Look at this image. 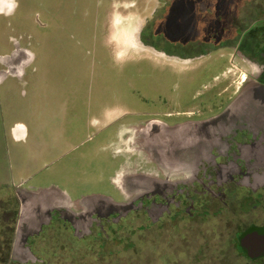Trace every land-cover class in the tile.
I'll list each match as a JSON object with an SVG mask.
<instances>
[{
	"label": "flooded vegetation",
	"instance_id": "obj_1",
	"mask_svg": "<svg viewBox=\"0 0 264 264\" xmlns=\"http://www.w3.org/2000/svg\"><path fill=\"white\" fill-rule=\"evenodd\" d=\"M8 2L10 0H2L0 8ZM190 2L200 8L198 22L194 25L195 36L191 38L185 30L182 39H177L170 35L175 33L174 29H161L163 22H171L170 27L173 26L174 10L170 9L173 2L169 0L166 13L157 16L153 24L140 34L141 58L147 61L149 57L144 54L150 55L154 70L152 56L179 62L205 61L217 49L231 48L249 67L243 75V87L264 86V0H230L231 21L226 26L216 3L211 5L206 0ZM148 29L151 30L149 37ZM76 43L78 46L65 48L60 55L63 76L61 87L55 94L58 103L56 129L59 139L69 141L67 150L79 149L98 138L101 142L97 150L108 151L114 159H126L111 182L112 187L122 193L123 200L113 201L99 195V201L94 195L84 204L83 200L70 201L65 196L64 200L62 197L54 203L52 196H45L40 205L44 212L48 211L50 219L37 235L29 239L27 246L34 254L36 239L55 224L70 232L73 238L84 240L98 238L107 234V230L114 235V227L133 213L145 215L151 226L167 220L205 218L211 212L215 211V215L221 212L216 201L224 197L222 193L235 191L231 186L248 191L240 202L241 211L248 213L262 204L264 185L259 183L260 179H254V184L248 183V188L243 182L259 176L251 173V165L256 164L257 157L244 152L243 147L260 140L262 133L255 135L242 123H237L224 135L220 127H205L223 111L219 92L214 90L209 95L196 90L184 102L190 83L186 82L184 89L175 93L172 84L175 73L143 72L148 66L143 64L142 73H127L125 77L122 74L123 77L115 78L110 73L112 66L107 43ZM17 47L13 41L11 58L22 53ZM66 50L75 51L77 55L76 63L74 60L70 66L74 73L69 78V73L65 72ZM205 74L202 70L193 80L197 83ZM110 75L114 79L112 83ZM205 80L199 83L200 87ZM126 81L129 88H125ZM133 82L141 86L135 87L134 83L131 87ZM192 106L196 111H190ZM143 143L155 146L152 157H145ZM258 157L263 156L259 154ZM123 177L126 178L122 180ZM20 193L24 192H16L17 201ZM12 215L13 212L9 211L0 215V223L3 218H7L3 222L8 224L9 221L6 230L10 233L15 231L10 224ZM235 236L238 253L253 260L264 257V222L240 228Z\"/></svg>",
	"mask_w": 264,
	"mask_h": 264
},
{
	"label": "rangeland",
	"instance_id": "obj_2",
	"mask_svg": "<svg viewBox=\"0 0 264 264\" xmlns=\"http://www.w3.org/2000/svg\"><path fill=\"white\" fill-rule=\"evenodd\" d=\"M16 1L18 6L15 13L12 14L13 16L9 18L0 17V47L3 46V49L0 48V53L8 52L6 51L8 46L4 42L5 37H15L21 46L24 45V42L28 41V36L35 34L38 26L47 21L44 16L45 12L53 11L58 2L62 3V7L67 12L73 10L79 23L84 22V24L93 27L96 21L101 19L100 16L110 6L112 0ZM116 2L122 5L120 9H126L127 6L131 5L130 3H133L138 9L139 6H142L141 2L140 0H113L110 7V12L113 14L110 15L109 20L111 28L109 39L111 41L133 39L134 41L136 40L134 34H131L130 38L128 32L119 31L117 33V27L114 23V17H119L116 16V9L118 8ZM144 2L149 4L147 8L150 11V0ZM171 2H173V6L170 9L174 10L173 26L170 27L171 22H163L161 29H174L175 33H170V35L177 39H182L181 31L186 30L192 38L196 34L194 25L198 22L197 16L200 14V8L196 4L193 5L190 0H171ZM206 2L211 5L216 3L223 24L229 25L228 22L231 21L230 0H206ZM143 8L144 6H142ZM130 9L127 8L126 10ZM130 14L131 11H127L126 15L132 16L130 18L122 16L121 18H129L136 24L145 18L144 13L141 18L133 15V13ZM102 21H105V17L103 20L101 19V23ZM150 32L151 30L148 29L147 37L151 35ZM83 33L84 31L79 32L83 37L90 35L88 32ZM119 49L121 50V57H125L128 48ZM216 51L204 59L205 61L197 60L194 62L170 61L162 58L161 60L159 56L157 59H155L156 56H152L156 67L154 70L151 66L150 55L144 54L149 57L147 61L142 58H139L138 62L134 60L133 67H128L131 62H126L125 57L124 73H142L143 64L148 65L143 72H173L175 74L172 78V80L174 79L172 84L174 90L177 91L175 93H180L186 82L190 83L188 86L190 89L184 96V102L196 90L207 92L209 95H212L213 91L216 90L222 95L220 101L223 111L218 115L222 116L240 93L247 88V86L243 87L242 80L249 67L236 56L234 49L223 48ZM127 56L133 58L137 54L132 53ZM205 67L208 70L203 69ZM202 70L206 74L200 77L196 83L193 77L198 72L201 74ZM110 72L114 73L112 69ZM207 72H210L211 76ZM110 78L112 83L114 79L111 75ZM202 80L205 81L200 87L199 83L202 84ZM134 83L131 84V87H134ZM136 86L140 87L141 85L135 83ZM111 87L114 86L111 84ZM129 87V82L126 81L125 88ZM4 91L5 85H0V183L7 184L10 188L13 185L21 184L20 191L24 193H20V195L27 204H36V210L39 213L37 217L45 214V209H42L40 205L45 200V196H52L54 203L62 197L64 200L65 196L70 201L83 200L84 204L87 202V198L91 200V196L94 195H96L94 198L99 201L101 200L99 195L109 197L113 201L123 200L122 193L119 192V189H114L111 182L122 169L126 159H114L108 151L97 150L100 146L99 142H101L98 138L79 149L67 150L69 141L59 139L57 129L47 128L42 132L37 121L31 118L30 97H22L21 88H15L13 84L7 92ZM235 97L236 99L232 101ZM190 111H196V107L192 106ZM18 122H24L29 129V138L24 141H16L11 137V127ZM248 125L253 134L262 133V135L260 140L247 145L252 147L251 150L246 151L247 146L243 147V150L254 154L257 161L263 160L264 154L254 149L264 150V120ZM142 145L146 147L145 157H152L154 153L149 144L143 143ZM64 151L66 152L63 153ZM259 154L263 156L261 159L258 157ZM233 164L235 163L233 162ZM251 166L253 168L250 167L251 173L259 176L243 180L246 187H249L248 183L254 184V179H260L259 183L264 185V176H262L264 167L256 168L254 163ZM125 178L123 177L122 180ZM233 189L235 191L230 194L222 193L224 197L216 201V204L221 208L218 215H215L214 211L205 218L167 220L161 225L151 226L145 215L133 213L127 216L119 226L114 227V235L107 230V234L99 235L98 238L89 237L84 240L73 238L70 232L55 224L45 229L44 233L36 239L34 249L43 259L44 264H264V257L253 260L238 253L235 246V234L238 229H245L250 224L262 225L264 222V190L261 198L262 204L245 213L241 211L240 202L248 195V191L231 186V190ZM28 191L36 193L25 198L29 193ZM11 197H13L11 193L0 192V215L6 209V211L13 212V220L10 224L15 228L19 204L15 193L14 197ZM4 220L7 221V218H3ZM3 221L1 223L9 226V221L8 224ZM10 232L8 231V234Z\"/></svg>",
	"mask_w": 264,
	"mask_h": 264
},
{
	"label": "crops",
	"instance_id": "obj_3",
	"mask_svg": "<svg viewBox=\"0 0 264 264\" xmlns=\"http://www.w3.org/2000/svg\"><path fill=\"white\" fill-rule=\"evenodd\" d=\"M144 1L145 0H140L141 5L144 6L143 9L142 6H139L137 9L133 3H130V7H126V9L131 8L130 10L120 9L122 5L116 2L118 6L116 9V16L119 17H114V23L117 27V33H119V31L123 33L128 32L130 38L131 34H134V39L136 37L134 41L133 39H129V41H111L109 39L111 29L109 20L110 15L113 14L110 12L111 4L102 13V16H100L102 20L105 17V21L101 23V19H98L96 24L90 27L86 23L84 24V22L79 23L75 12L73 10L67 12L62 7V3L58 2L57 5L55 4L56 8L53 11L45 12L44 16L47 21L38 26L35 34H30L28 36V41L24 42V45L21 46L19 40L15 37L4 38V42L8 46V49H6L8 52L0 53V85H5L4 92H7L13 84L15 88H21L22 97H30L29 106L32 108L31 118L37 121L42 132L47 128L56 129V105L58 103L55 100V94L61 87L60 80L63 76L61 75V51L65 48L72 47V45L78 46L76 42L99 41L107 43L106 46L110 48V54L108 56L109 62L112 66L111 69L114 71V73H110L113 74L115 78L123 77L122 74H124L125 77V57L126 62H131L128 67L133 66L134 60L135 62L139 61L142 54L140 49V34L142 30L153 24L157 16L165 14L168 8L165 2L166 0H150L151 9L149 11L147 8L149 4ZM1 2L2 0H0V5ZM17 6L18 3L16 0H10V3L8 2L7 5L0 8V17L9 18L13 16L12 14L15 13ZM10 9L13 10L8 12ZM127 11H131V14L133 13V15H137L140 18L144 13L145 18H142L139 20V23L136 24L133 20L129 19L132 16L131 14V16L126 15ZM122 16H128L129 18L122 19ZM83 31L84 33L88 32L90 35L83 37L79 34V32ZM13 41L18 45L17 49L22 52L20 54L22 58L17 55H14L12 58L10 57L12 54L10 52L12 50ZM126 47L128 49H126ZM0 48L3 49V46ZM119 48L123 50L126 49L127 54L125 57H121V50ZM66 52L68 54L65 61V72L67 74L69 73L67 76L69 78L71 74L74 73V71H70V66L74 63L73 60H75L77 55H75V51L66 50ZM71 52H73V55H71ZM132 53H136L137 56L128 58L127 55L129 54L130 56ZM112 60H114V63ZM26 125L27 124L24 122L15 123L11 127V137L16 141L28 139L29 129ZM57 136L59 138V134H57ZM8 187L7 184L0 183V192L5 191V193H11L13 196V192L15 194L17 191L20 192L21 184L16 186L13 185L11 188ZM35 193L36 192L30 191L27 196H31V194L35 195ZM17 195L19 194L17 193ZM27 196H25V198ZM17 202L19 204V218L17 219L18 222L16 221L14 233L8 234L5 224L0 223V264H44L43 259L36 249L34 254L33 251L28 248L27 244L30 237L37 235L41 231L43 225L47 224L50 215L48 213L49 216L46 215L44 218L37 217L39 213L36 210V204H27L22 196ZM36 224L38 227H34Z\"/></svg>",
	"mask_w": 264,
	"mask_h": 264
},
{
	"label": "water",
	"instance_id": "obj_4",
	"mask_svg": "<svg viewBox=\"0 0 264 264\" xmlns=\"http://www.w3.org/2000/svg\"><path fill=\"white\" fill-rule=\"evenodd\" d=\"M264 120V86L262 85H253L248 86L244 89L233 104L229 107L228 111L222 116H218L212 120H209L205 127L213 128V126L221 128V134L224 135L229 129L236 126L237 123L242 124H256L259 121ZM249 127V125H248ZM150 146V149L155 151V146L153 143H147ZM224 143H222V147ZM251 146H247L246 151L251 150ZM259 153L264 154V150H256ZM206 152H208L206 150ZM261 154V155H262ZM261 159V158H260ZM257 165L254 164L256 168L264 167V159L258 160ZM127 207L123 208L126 210ZM48 215V211L45 214H41L40 217L44 218ZM38 227V225H34ZM23 236V234H22ZM24 238V237H22Z\"/></svg>",
	"mask_w": 264,
	"mask_h": 264
},
{
	"label": "trees",
	"instance_id": "obj_5",
	"mask_svg": "<svg viewBox=\"0 0 264 264\" xmlns=\"http://www.w3.org/2000/svg\"><path fill=\"white\" fill-rule=\"evenodd\" d=\"M182 32V31H181ZM184 32H182V34H183ZM181 35V34H180Z\"/></svg>",
	"mask_w": 264,
	"mask_h": 264
}]
</instances>
